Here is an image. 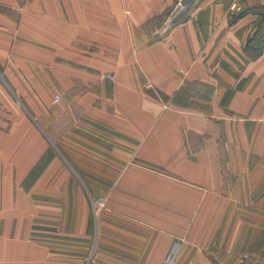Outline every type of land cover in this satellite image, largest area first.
<instances>
[{
    "label": "crops",
    "instance_id": "obj_1",
    "mask_svg": "<svg viewBox=\"0 0 264 264\" xmlns=\"http://www.w3.org/2000/svg\"><path fill=\"white\" fill-rule=\"evenodd\" d=\"M173 1L0 0V264H264V0Z\"/></svg>",
    "mask_w": 264,
    "mask_h": 264
},
{
    "label": "built area",
    "instance_id": "obj_2",
    "mask_svg": "<svg viewBox=\"0 0 264 264\" xmlns=\"http://www.w3.org/2000/svg\"><path fill=\"white\" fill-rule=\"evenodd\" d=\"M189 4H190L189 0H174L167 14V18L169 19V22H176L178 18L188 10ZM109 77L112 78L111 75ZM96 202L97 205L95 206L97 209L103 207L104 203L101 199L97 200ZM181 245H182L181 241L173 242L169 247L167 253L165 254L162 264H176L180 253Z\"/></svg>",
    "mask_w": 264,
    "mask_h": 264
},
{
    "label": "trees",
    "instance_id": "obj_3",
    "mask_svg": "<svg viewBox=\"0 0 264 264\" xmlns=\"http://www.w3.org/2000/svg\"><path fill=\"white\" fill-rule=\"evenodd\" d=\"M254 12L259 13L261 19L257 24L256 30L244 46V51L250 58L260 56L264 46V6L258 7Z\"/></svg>",
    "mask_w": 264,
    "mask_h": 264
},
{
    "label": "rangeland",
    "instance_id": "obj_4",
    "mask_svg": "<svg viewBox=\"0 0 264 264\" xmlns=\"http://www.w3.org/2000/svg\"><path fill=\"white\" fill-rule=\"evenodd\" d=\"M1 78L5 81V79L1 76ZM6 82V81H5ZM7 83V82H6ZM8 85V84H7ZM9 86V85H8ZM10 89H11V91H13L12 90V88L11 87H9ZM99 199H101L102 201H103V203H104V205H105V202H106V199L104 198V197H96V198H92L91 199V204H92V207L93 208H95V209H97L96 208V206L95 205H97V200H99ZM104 205H103V207H104Z\"/></svg>",
    "mask_w": 264,
    "mask_h": 264
}]
</instances>
